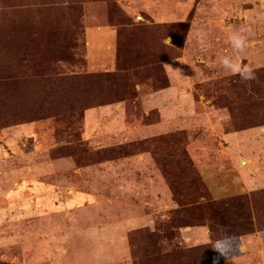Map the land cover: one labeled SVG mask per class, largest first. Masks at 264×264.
Listing matches in <instances>:
<instances>
[{
    "label": "rangeland",
    "instance_id": "obj_1",
    "mask_svg": "<svg viewBox=\"0 0 264 264\" xmlns=\"http://www.w3.org/2000/svg\"><path fill=\"white\" fill-rule=\"evenodd\" d=\"M227 1H198L190 25L123 0H0V264H264V0ZM103 25L118 31L112 71L89 62L87 28ZM167 74L171 93L149 99ZM159 110L169 130L137 135ZM249 129L256 185L217 197L201 164L223 130Z\"/></svg>",
    "mask_w": 264,
    "mask_h": 264
},
{
    "label": "crops",
    "instance_id": "obj_2",
    "mask_svg": "<svg viewBox=\"0 0 264 264\" xmlns=\"http://www.w3.org/2000/svg\"><path fill=\"white\" fill-rule=\"evenodd\" d=\"M200 0H182L178 3L175 0H123L121 5L125 10L133 11L141 15L143 19L145 17L151 18L155 23H168L177 17H182L185 20H189L190 25L193 23V13L197 10V6ZM233 5L240 0H230ZM184 2V3H182ZM227 0H222V3L226 4ZM179 8L181 12L176 13L175 9ZM86 43L88 46L89 62L91 65L112 71L117 68V44H118V31L114 26H91L86 31ZM167 68H171V61L166 63ZM169 87L166 90H159L152 92L149 95V99L165 95L167 92L171 93V77L167 74ZM145 95V94H143ZM162 111H166L165 109ZM148 112L139 116L143 120L142 131L137 132V135H145L150 133H157L161 131H168L165 128L169 127L171 121L169 114L165 112H158V120L144 122L147 119ZM113 123L129 127V118L122 111H116L114 113ZM156 131V132H155ZM224 132L219 137V142L216 145L218 153V160L216 163L201 164V175L204 180L213 189L212 193L220 197L230 196L234 194H241L243 192L251 191L256 185V178L252 176L255 160L251 153L256 143L250 138L255 131L249 130H223ZM219 151V152H218ZM203 162V161H202ZM262 181V180H261ZM224 183V184H222ZM254 184V185H253ZM223 185L222 187H220ZM220 188H223L220 191ZM157 196H160L158 194ZM155 212L148 210L141 213L138 219L148 221ZM199 231V237L204 243L209 241V234L205 227H196ZM189 230V228L180 229L181 234Z\"/></svg>",
    "mask_w": 264,
    "mask_h": 264
},
{
    "label": "clouds",
    "instance_id": "obj_3",
    "mask_svg": "<svg viewBox=\"0 0 264 264\" xmlns=\"http://www.w3.org/2000/svg\"><path fill=\"white\" fill-rule=\"evenodd\" d=\"M228 41L238 52H243L247 44V36L245 35L244 29L233 31L229 34ZM223 67L229 70L232 74L238 75L242 81H258V76L254 68L247 64H243L240 61H235L230 57H222L220 60ZM217 250L223 254L222 247L217 244Z\"/></svg>",
    "mask_w": 264,
    "mask_h": 264
}]
</instances>
